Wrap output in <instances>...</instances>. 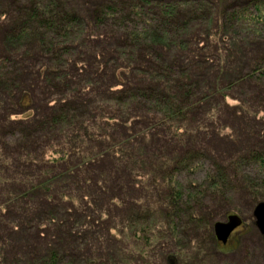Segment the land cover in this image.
Here are the masks:
<instances>
[{
  "label": "trees",
  "instance_id": "1",
  "mask_svg": "<svg viewBox=\"0 0 264 264\" xmlns=\"http://www.w3.org/2000/svg\"><path fill=\"white\" fill-rule=\"evenodd\" d=\"M3 1L0 192L8 197L0 200V242L7 245L4 227L27 232L34 223L58 224L60 239L71 236L89 222L87 216L83 221L85 210L95 216L103 209L106 198L98 185L121 183L147 203L144 213L127 211L123 223L149 225L152 217L145 214L153 206L160 215L162 224L154 230L160 243L151 240L147 253L176 245L181 250L175 264H204L219 247L214 224L233 195L250 203L264 200V137L258 123L249 132L254 147L243 158L215 160L201 182L181 178L196 177L207 157L199 143L200 123L210 103V111L221 112L224 82L243 90L242 110L257 107L264 121V48H255L264 38L258 32L264 29V0H247L228 18L225 11L215 16L210 9L206 16L210 5L197 15L190 0ZM211 20L233 35L251 23L250 37L257 38L247 40L249 47L236 43L238 60L218 70L207 65L196 43ZM210 91L215 99L206 102ZM247 163L259 170L257 178ZM71 194L83 213L71 217L64 231L60 199ZM117 194L123 203V190ZM7 237L12 242L15 236ZM62 255L51 251L32 264H63Z\"/></svg>",
  "mask_w": 264,
  "mask_h": 264
},
{
  "label": "rangeland",
  "instance_id": "2",
  "mask_svg": "<svg viewBox=\"0 0 264 264\" xmlns=\"http://www.w3.org/2000/svg\"><path fill=\"white\" fill-rule=\"evenodd\" d=\"M190 1L192 5L191 8H195L197 15H201V10H205L206 5H210L204 12L206 16H209L211 11L215 16H223L222 12L225 11L227 13L225 16L226 18L233 12L238 11V5L244 7L248 2L247 0ZM0 4H4V1L0 0ZM230 7L235 10L231 11ZM216 9H218L217 13ZM212 20L214 19L212 18ZM212 20L209 22L210 25H208L210 30L206 33L200 32L199 36H196V40L198 41L196 43L207 65L218 70L216 68H219V66H230L231 63L234 64L235 60H238L237 55L239 56L240 54H237L236 43L249 47L248 44L250 42L248 43L247 40L251 38L255 41L257 38L253 36L250 37V32L255 29H252L251 23H244L245 25H241L236 32L237 36L222 27H214L211 24ZM261 27L262 26L259 28ZM258 32L261 34L264 32V29ZM261 39L264 38L261 37ZM261 39L258 40L259 42L255 47L258 51H261L260 48H264V43L263 41L261 42ZM231 53H233L231 55L232 57L230 56ZM221 87L222 90L220 91L227 96L224 97V95H220L219 101L222 103L221 112L216 114L214 110L210 111L211 105L212 107L214 106L213 103H210V108H204L202 121L200 123L201 137L199 143L204 146L205 152L207 153L206 155L209 159L207 160V157H203L201 170L196 173V177L192 174L189 176L187 173H184L185 175L181 177L182 180H185L187 176L190 177L189 180L191 181L195 178L197 181L201 182L207 174V170L212 169L211 165L215 160H219L222 163L226 160L234 162L236 158H243V156L247 155L250 148L254 147L252 144L253 137L249 132H252L251 128H253L255 123H258V132L264 137V121H260L263 114L261 112L257 113V107H254L251 111L242 110L244 104L242 101V99H244L242 95L243 90H241V93L239 90L237 92L236 89L239 88H230L228 82H224ZM211 93L212 91L207 94L208 97L204 94V101L210 102L215 99V97L210 96ZM141 116L144 117L145 115ZM140 122L141 124L143 123L142 119ZM42 152H44V150ZM246 166L249 174L257 178L259 170L248 163ZM96 173L102 176L103 171H97ZM105 183H100L98 185L100 194H103L105 196L104 198H106L102 204L103 209L98 208L99 210L97 211L100 212L95 211L97 213L95 216L85 210L83 221L89 217V222H85L83 226L80 227L81 229L76 230L71 236H65L60 239V234L57 229L58 224L53 223H39V225L34 223L33 227L26 228V230H28L27 232L20 231L21 228L15 231L13 227H10L8 230L4 227V231L7 232H3L2 240L8 239V241L7 245L5 241L4 244L0 242V264H10V262L13 261H17L19 264H32V262L36 261V258L41 260L42 256H47L51 251L52 253H56L57 251L63 252L61 260L63 264H169L166 260L167 257H164V255L172 259L170 264L177 263L179 257L176 253H178L179 248L176 245H170L171 247L169 246V249L165 252H160L161 248H151L150 250L153 249V252L147 253L151 240L153 241V245L160 243L156 238L157 236H154V234H156L154 230L160 228L162 224L160 222V215L154 214L155 211H157V207L153 206V208L148 211L149 213L147 215L145 214L147 218L152 217L149 222L157 225V227L148 222L149 225L146 223L142 225L138 224L137 228H132L128 225V222H122V216L126 217L125 213L131 210L135 211V213L137 211H143L144 213L147 207L146 199L133 191L126 192V188H124L121 183H114V185L111 183L107 185V183ZM120 189H122L125 194L123 196V203H120L121 201L115 198L118 196L117 193ZM143 192L146 197L148 196L151 203V201L154 200L153 197L149 195L152 193L151 190ZM5 197H8V193L1 191L0 200L5 199ZM114 198V201L118 203L117 206L113 203ZM74 199H76L74 194L69 195V198L61 195L60 205L65 207L61 210V218L64 219L63 223L61 222L63 226L65 225L68 227L71 225V217H79V215L83 213V210L79 209V207H81L79 204L78 206L73 205L72 201ZM35 200L36 198L32 199L31 205H33ZM231 200L230 206L226 207L225 216L218 219V221L224 222L229 214H237L244 223L234 231L227 246L220 243L219 247H216L215 250L211 252L212 256L206 259L204 264H264V236L261 231H258L254 218L255 207L258 203L264 202V200H259L257 203H250L239 193H235ZM55 204L54 202L53 205ZM10 208L11 206L8 207L9 210H7L6 213L8 218L12 215ZM94 209L97 208L94 206ZM140 216L144 218V215ZM42 218L46 219L47 217ZM152 220L155 222H152ZM218 221H216L215 224ZM2 224L6 225L11 223L6 221V219H2ZM65 226L62 229L67 231ZM72 231L73 229L69 232ZM7 234H13V236H15L12 242L9 240V237L6 238ZM175 250L177 251L173 252ZM179 250H181V248ZM129 255H131V257ZM123 261L126 262L124 263Z\"/></svg>",
  "mask_w": 264,
  "mask_h": 264
},
{
  "label": "water",
  "instance_id": "3",
  "mask_svg": "<svg viewBox=\"0 0 264 264\" xmlns=\"http://www.w3.org/2000/svg\"><path fill=\"white\" fill-rule=\"evenodd\" d=\"M254 210L256 227L264 236V202L258 203ZM243 223L244 221H242L241 217L237 214L229 215L224 222L218 221L214 227V233L216 234L217 241L221 244L227 245V242L234 231L241 227Z\"/></svg>",
  "mask_w": 264,
  "mask_h": 264
},
{
  "label": "flooded vegetation",
  "instance_id": "4",
  "mask_svg": "<svg viewBox=\"0 0 264 264\" xmlns=\"http://www.w3.org/2000/svg\"><path fill=\"white\" fill-rule=\"evenodd\" d=\"M237 229H238V228H237ZM232 235H233V234H232ZM231 237H232V236H231ZM231 237H230V238H231ZM229 240H230V239H229ZM228 242H229V241H228ZM228 242H227V243H228ZM218 243L220 244V242H218ZM223 245H224V244H223ZM225 246H227V245H225Z\"/></svg>",
  "mask_w": 264,
  "mask_h": 264
}]
</instances>
